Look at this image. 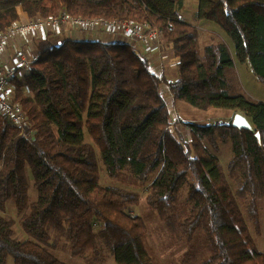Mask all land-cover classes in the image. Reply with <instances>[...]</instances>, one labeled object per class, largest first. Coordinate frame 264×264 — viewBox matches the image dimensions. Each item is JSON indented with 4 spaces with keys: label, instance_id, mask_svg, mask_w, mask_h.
Segmentation results:
<instances>
[{
    "label": "trees",
    "instance_id": "trees-1",
    "mask_svg": "<svg viewBox=\"0 0 264 264\" xmlns=\"http://www.w3.org/2000/svg\"><path fill=\"white\" fill-rule=\"evenodd\" d=\"M196 1L195 20L214 24L232 41L233 54L223 42L203 45L199 29L180 14L183 0H0V33L16 19V6L29 16L63 11L70 18L146 24L160 32L161 51L178 58L171 81L168 68L151 74L149 61L130 45L66 38L59 46L39 43L30 74L16 84V102L35 123L34 139L0 118V264L8 258L70 264L58 252L85 264L100 262L104 253L115 264H153L147 227L136 214L137 188H146V204L175 245L200 235V264H264L256 244L264 103L229 95L225 74L235 61L248 63L264 85V0ZM178 102L244 115L261 143L233 128L232 119L176 125ZM180 124L190 131L183 144ZM226 144L225 173L217 155ZM97 153L105 175L119 186L100 183ZM9 202L24 241L14 237V221L5 215Z\"/></svg>",
    "mask_w": 264,
    "mask_h": 264
},
{
    "label": "built area",
    "instance_id": "built-area-1",
    "mask_svg": "<svg viewBox=\"0 0 264 264\" xmlns=\"http://www.w3.org/2000/svg\"><path fill=\"white\" fill-rule=\"evenodd\" d=\"M169 30H171L169 28ZM102 36V37H101ZM125 44L140 49V55L149 61L150 73L160 76L163 68L172 66L166 60L173 57L171 50L160 51V32L146 24L104 19L70 18L63 11L57 17H44L37 13L28 16L22 11L17 18L0 33V118L19 130V135L34 139L35 123L16 102V84L25 82L38 59V45L48 42L59 46L62 40ZM106 38V41H102ZM152 38V42L149 39ZM159 52H166L167 58H160ZM169 58V59H168ZM166 59V60H164ZM176 63L178 58H173ZM173 60V62H174ZM23 94L28 89L21 88ZM167 92V88L163 87ZM168 103L171 100L168 99ZM175 120L174 114H172ZM178 126L180 143L185 142L188 132Z\"/></svg>",
    "mask_w": 264,
    "mask_h": 264
},
{
    "label": "rangeland",
    "instance_id": "rangeland-1",
    "mask_svg": "<svg viewBox=\"0 0 264 264\" xmlns=\"http://www.w3.org/2000/svg\"><path fill=\"white\" fill-rule=\"evenodd\" d=\"M197 9L196 0H183L182 9L180 14L182 18L190 25L196 26L199 29L203 45H209L210 43L223 42L227 45L230 52L234 53V45L232 41L225 36L214 24L196 21L194 18L195 11ZM22 11L23 13L29 14L22 9L21 6L15 7V14L17 18V12ZM30 17V16H29ZM102 37V36H101ZM152 38L149 39L151 41ZM102 41H106V38ZM152 42V41H151ZM161 51V49H160ZM165 51V50H164ZM160 58H167L166 52H159ZM176 57H170L171 60H166L164 63L169 62L172 64L170 68L166 71L168 78L173 81L176 79L177 73L175 69L176 61L173 59ZM169 59V58H168ZM174 60V62H173ZM227 79L228 93L231 96L244 95L251 101L263 102L264 103V85L258 81V79L253 75L248 63L234 62V66L231 69L225 71ZM172 108V107H171ZM175 116V124L177 125L179 121L184 123L192 122L200 125L208 124H219L228 123L232 119V115L221 109H209L206 111L198 110L186 103L178 102L172 110ZM173 117V115H172ZM174 118V117H173ZM175 124L173 130H175ZM180 127L184 128L188 132L187 140L190 136V131L183 125ZM176 131V130H175ZM85 137L88 139L86 133ZM177 135V134H176ZM183 144V143H181ZM218 160L226 173V166L231 157L229 144L221 145L220 152L217 155ZM98 165L100 167V183L102 185H120L115 181L110 180L102 169V165L97 153ZM152 175L151 179H153ZM141 195L139 204L136 207V214L139 215L146 227L147 235L145 238V243L147 250L152 256L153 264H200V262L205 257V251L203 247V240L200 235H197L195 239L190 243H184L181 245H175L167 230L165 229L163 223L159 220L157 214L149 208L145 202L146 188H137ZM129 190L135 191L134 188ZM187 188L185 187L177 198L176 205L180 207L185 203ZM31 199H34L35 193L30 190L29 192ZM184 206V205H183ZM182 206V207H183ZM259 206V216L261 222V235L256 239L257 249L264 253V200L258 203ZM181 207V208H182ZM179 208V209H181ZM5 215L14 221L13 231L14 237L19 241H24L27 236L22 231L19 225V217L15 211V208L11 202L7 203ZM253 236L254 233L252 232ZM57 256L59 259L66 261L70 264H85L81 259H75L71 257L68 253L58 252ZM6 264H14L11 258H8ZM94 264H115L112 258L106 253L103 254L101 261Z\"/></svg>",
    "mask_w": 264,
    "mask_h": 264
},
{
    "label": "water",
    "instance_id": "water-1",
    "mask_svg": "<svg viewBox=\"0 0 264 264\" xmlns=\"http://www.w3.org/2000/svg\"><path fill=\"white\" fill-rule=\"evenodd\" d=\"M231 126L239 130H247L250 133L254 134L258 144L261 143V138L259 133H254V129L249 123L248 119L241 114H234L231 120Z\"/></svg>",
    "mask_w": 264,
    "mask_h": 264
}]
</instances>
